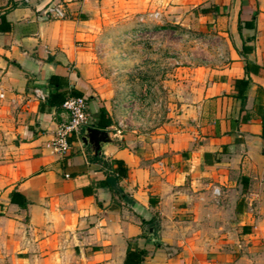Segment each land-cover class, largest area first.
<instances>
[{
    "label": "crops",
    "instance_id": "0c3cea01",
    "mask_svg": "<svg viewBox=\"0 0 264 264\" xmlns=\"http://www.w3.org/2000/svg\"><path fill=\"white\" fill-rule=\"evenodd\" d=\"M58 1L67 18L42 19ZM153 13L158 35L161 18L194 23L199 53L176 67L162 127L119 129L98 42ZM51 76L92 119L65 155L61 106L33 94ZM0 93L22 118L0 161V264H123L129 243L141 264H264V0H0ZM88 128L108 135L98 152Z\"/></svg>",
    "mask_w": 264,
    "mask_h": 264
},
{
    "label": "rangeland",
    "instance_id": "374dc122",
    "mask_svg": "<svg viewBox=\"0 0 264 264\" xmlns=\"http://www.w3.org/2000/svg\"><path fill=\"white\" fill-rule=\"evenodd\" d=\"M137 24L140 27L134 31L103 36L98 42L100 47L96 54L105 66L107 76L121 87L123 99L117 101L119 108L125 109L131 98L139 99L142 107L149 112H145L143 117L149 119L156 108L153 105L160 103L162 127L169 120V108L175 103V69L188 65L197 56L196 46L203 37L197 34L191 22H163L161 18V25L156 26L161 28L159 35L152 31L155 26H144L146 22ZM125 60L133 61L131 67H125V64L116 66V63ZM144 87L147 89L145 93L142 92ZM137 89L140 92H135ZM15 109V106L0 101V161L9 159L11 147L19 140L16 131L22 125V118Z\"/></svg>",
    "mask_w": 264,
    "mask_h": 264
},
{
    "label": "built area",
    "instance_id": "2783aa9c",
    "mask_svg": "<svg viewBox=\"0 0 264 264\" xmlns=\"http://www.w3.org/2000/svg\"><path fill=\"white\" fill-rule=\"evenodd\" d=\"M147 16L158 18L157 13L141 15L138 18V22H145ZM40 17L44 20H64L67 18V13L64 9L62 1H58L45 7L40 13ZM146 90V87H144L143 93H145ZM33 94L40 102H44L46 99L45 96L38 90H34ZM2 98H4V94L0 93V99ZM12 103H14V100H12ZM114 106L119 105L116 103ZM153 106L156 108L151 113L152 117L145 119L147 116L143 117V115H145L144 113L147 112L148 114L149 112L145 109V107H142V103L139 99L131 98L124 109L126 117L117 120V127L119 129H125L137 126V128L149 130L159 126L161 123V106L160 103H155ZM61 108L63 110L64 118L57 127L51 143V148L55 153L65 155L71 149V139L75 136H79L85 128L90 127L92 119L89 113L87 100L84 97L67 96L61 105ZM212 194L216 200V198L220 195L219 189L213 188Z\"/></svg>",
    "mask_w": 264,
    "mask_h": 264
},
{
    "label": "trees",
    "instance_id": "16d2710c",
    "mask_svg": "<svg viewBox=\"0 0 264 264\" xmlns=\"http://www.w3.org/2000/svg\"><path fill=\"white\" fill-rule=\"evenodd\" d=\"M242 82V81H240ZM49 93L45 100L47 106H61L66 98V92L62 80L57 76H51L48 80ZM70 94H75L73 91ZM264 138V119H263V132ZM117 165V173L120 176L126 175V170L123 164L119 161H115ZM147 253L144 250H140L136 245L129 243L126 250V257L123 264H141Z\"/></svg>",
    "mask_w": 264,
    "mask_h": 264
},
{
    "label": "water",
    "instance_id": "95a60500",
    "mask_svg": "<svg viewBox=\"0 0 264 264\" xmlns=\"http://www.w3.org/2000/svg\"><path fill=\"white\" fill-rule=\"evenodd\" d=\"M86 133H87V135H86V137H89V143H92L93 141H91V136L93 135H95L94 137H96L95 138V140H96V145H94V151L95 152H98V150H99V141L100 142H104V141H108V135H107V133L106 132H104V131H98V130H94V129H90V128H88V129H86ZM85 138H84V142H85ZM86 142H88V141H86Z\"/></svg>",
    "mask_w": 264,
    "mask_h": 264
}]
</instances>
